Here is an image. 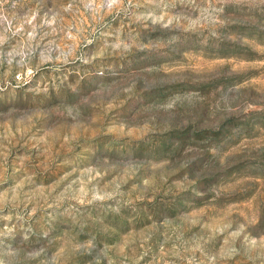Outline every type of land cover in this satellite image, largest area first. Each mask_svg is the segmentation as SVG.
<instances>
[{
	"label": "rangeland",
	"instance_id": "rangeland-1",
	"mask_svg": "<svg viewBox=\"0 0 264 264\" xmlns=\"http://www.w3.org/2000/svg\"><path fill=\"white\" fill-rule=\"evenodd\" d=\"M0 264H264V0H0Z\"/></svg>",
	"mask_w": 264,
	"mask_h": 264
}]
</instances>
